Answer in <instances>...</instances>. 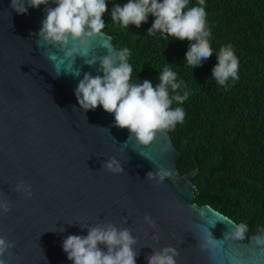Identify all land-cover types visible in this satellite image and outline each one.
Returning a JSON list of instances; mask_svg holds the SVG:
<instances>
[{"label": "water", "instance_id": "95a60500", "mask_svg": "<svg viewBox=\"0 0 264 264\" xmlns=\"http://www.w3.org/2000/svg\"><path fill=\"white\" fill-rule=\"evenodd\" d=\"M10 2L0 0V202H11L9 212L0 211V235L14 245L3 257L5 264H73L63 239L86 235L81 226L98 223L132 231L136 264H147L152 250L165 245L178 250L176 264H264V248L254 243L264 235V224L246 241L227 238L236 223L193 201L197 169L180 172L181 154L167 130L145 147L116 127L102 107L80 108L74 91L79 80L85 72L102 75L99 62L85 61L107 55L104 45L115 48L111 37L103 32L93 37L88 56L76 55L72 62L43 41L36 44L44 5L18 14ZM51 53L56 62L48 58ZM71 64L80 76L63 71ZM165 143L169 150L161 152ZM109 157L124 172L102 167ZM157 165L172 175L162 182L146 179ZM17 184L30 186L31 196L16 191ZM208 235L220 243L203 247Z\"/></svg>", "mask_w": 264, "mask_h": 264}, {"label": "clouds", "instance_id": "9594fccd", "mask_svg": "<svg viewBox=\"0 0 264 264\" xmlns=\"http://www.w3.org/2000/svg\"><path fill=\"white\" fill-rule=\"evenodd\" d=\"M50 2L55 7L49 6ZM190 0H127L124 4H114L110 16L121 28L134 25L137 28L147 22L148 16L154 19L149 34L160 33L172 37V40H187L188 48L184 60L191 68L200 66L213 54L210 45L211 30L207 24L205 0L189 7ZM45 6V17L37 33L36 44H45L62 51L64 57L74 62L76 55L88 56L91 50V39L99 35L105 27L103 15L108 11L107 0H11L10 6L18 14H26L28 8ZM71 45V46H70ZM107 55L91 57L86 63L99 62L97 71L102 75L83 74L75 88L77 103L81 109H102L113 115L114 125L127 129L128 138H133L138 145L149 146L158 133L175 128L183 123L185 110L181 106L173 107L175 102L182 105L188 98V91H180L186 87L183 80L177 79V72L165 66L159 73V82L153 86L152 81L145 79L143 83L133 82V66L129 63L131 55L127 47L119 50L104 45ZM82 49L84 51H82ZM53 62L57 61L54 53L48 55ZM216 64L211 69V77L217 84L227 87L228 82L239 79V60L231 45L222 46L216 55ZM63 60L55 63V75L61 74L60 65ZM65 73L80 76L72 64ZM171 91V94H170ZM169 150L167 143L161 146V152ZM142 155L141 153H139ZM146 158V157H145ZM147 159V158H146ZM151 162V161H150ZM102 167L113 173L124 172L121 163L115 157H109ZM172 175L163 165H157L156 171L146 173V179L162 182ZM16 191L23 190L31 196L28 185L17 184ZM11 209L10 201L0 202V211L7 213ZM151 226L155 221L149 216L144 217ZM87 227L86 235H68L63 239L62 249L67 259L73 264H136L137 250L133 247L136 237L128 228H118L112 223H98ZM64 231V229L62 230ZM61 231V232H62ZM248 226L244 223L232 225L226 237L242 240ZM158 238V237H157ZM220 240L211 235L205 237L203 247L216 246ZM254 243L264 248V235H257ZM13 242L0 235V264H5V253L13 247ZM103 246V247H101ZM178 250L165 245L146 257L147 264H176Z\"/></svg>", "mask_w": 264, "mask_h": 264}, {"label": "trees", "instance_id": "16d2710c", "mask_svg": "<svg viewBox=\"0 0 264 264\" xmlns=\"http://www.w3.org/2000/svg\"><path fill=\"white\" fill-rule=\"evenodd\" d=\"M126 2L107 0L102 32L118 50H130L134 81L148 79L155 86L165 66L184 81L180 91L190 95L172 106L183 107L185 119L167 130L181 154L177 167L182 174L197 169L193 201L246 224V241L264 224V0H205L213 54L192 68L184 60L187 40L147 32L151 15L139 28L113 22V5ZM196 3L190 0L189 7ZM226 45L239 60V79L224 87L211 69Z\"/></svg>", "mask_w": 264, "mask_h": 264}, {"label": "flooded vegetation", "instance_id": "af4514ba", "mask_svg": "<svg viewBox=\"0 0 264 264\" xmlns=\"http://www.w3.org/2000/svg\"><path fill=\"white\" fill-rule=\"evenodd\" d=\"M134 81V80H133Z\"/></svg>", "mask_w": 264, "mask_h": 264}]
</instances>
